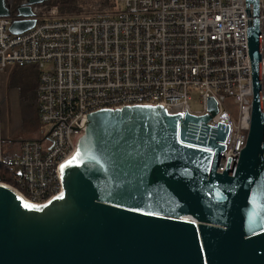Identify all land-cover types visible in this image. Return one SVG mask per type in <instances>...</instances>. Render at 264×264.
Wrapping results in <instances>:
<instances>
[{
  "label": "water",
  "instance_id": "water-1",
  "mask_svg": "<svg viewBox=\"0 0 264 264\" xmlns=\"http://www.w3.org/2000/svg\"><path fill=\"white\" fill-rule=\"evenodd\" d=\"M28 0L11 33L34 26ZM252 101L235 170L216 171L227 128L161 105L87 116L60 167L62 192L39 205L0 183V264H264V108L259 0H245ZM29 205L26 207L25 205Z\"/></svg>",
  "mask_w": 264,
  "mask_h": 264
},
{
  "label": "built area",
  "instance_id": "built-area-1",
  "mask_svg": "<svg viewBox=\"0 0 264 264\" xmlns=\"http://www.w3.org/2000/svg\"><path fill=\"white\" fill-rule=\"evenodd\" d=\"M115 4L113 12L84 15H61L56 6L31 4L36 22L18 34L9 30L11 15L0 17V71L10 64L37 68V116L48 127L45 137L20 142L18 154L8 158L17 185L0 180L31 204L62 192L60 167L75 153L88 114L100 109L161 105L169 114L203 115L213 98L217 111L207 125L228 131L216 171L236 168L253 93L252 16L245 0ZM258 19L264 108V0H259ZM193 90L200 111L190 109Z\"/></svg>",
  "mask_w": 264,
  "mask_h": 264
},
{
  "label": "rangeland",
  "instance_id": "rangeland-1",
  "mask_svg": "<svg viewBox=\"0 0 264 264\" xmlns=\"http://www.w3.org/2000/svg\"><path fill=\"white\" fill-rule=\"evenodd\" d=\"M69 14V15H84ZM36 74L35 69L31 66L10 65L4 72L0 74V115L8 121L10 130L19 131V135H23L22 130L29 129V119L33 116L35 106V97L33 94ZM191 100L189 106L192 111L202 110L198 93L196 90L190 92ZM23 118L22 125L17 124L15 120L20 121ZM12 120V121H11ZM35 127V126H34ZM40 137H45L48 127L41 124L36 125ZM17 141L20 139L17 138Z\"/></svg>",
  "mask_w": 264,
  "mask_h": 264
},
{
  "label": "trees",
  "instance_id": "trees-1",
  "mask_svg": "<svg viewBox=\"0 0 264 264\" xmlns=\"http://www.w3.org/2000/svg\"><path fill=\"white\" fill-rule=\"evenodd\" d=\"M21 0H6L8 4L11 2V9L15 8ZM41 4L47 6H56L59 14H104L113 12L115 9V0H46ZM11 16L17 18L15 12H12ZM39 139V138H38ZM8 158H2L0 161V180L11 186H16V177L13 167L7 162Z\"/></svg>",
  "mask_w": 264,
  "mask_h": 264
},
{
  "label": "crops",
  "instance_id": "crops-1",
  "mask_svg": "<svg viewBox=\"0 0 264 264\" xmlns=\"http://www.w3.org/2000/svg\"><path fill=\"white\" fill-rule=\"evenodd\" d=\"M10 65H18V64H10ZM10 65H7L6 68ZM21 66H31V68L35 69L36 74L34 75L35 83H34V89L33 91L34 97H35V106L33 109V116L31 119H29V129L28 130H22L23 135H19V131L10 130L8 128V120H5L3 116L0 115V156L2 158H11L18 154L19 152V145L20 142L24 140H31V139H38L40 138V134L38 132V127L36 125H40L38 116H37V82H38V70L33 65H21ZM5 68V69H6ZM4 69V70H5ZM4 70L0 71V74L4 72ZM20 119V118H19ZM20 119L19 123L17 120V124L22 125V120ZM12 121V120H11ZM35 126V127H34ZM19 138L20 140L17 141L16 139Z\"/></svg>",
  "mask_w": 264,
  "mask_h": 264
},
{
  "label": "snow or ice",
  "instance_id": "snow-or-ice-1",
  "mask_svg": "<svg viewBox=\"0 0 264 264\" xmlns=\"http://www.w3.org/2000/svg\"><path fill=\"white\" fill-rule=\"evenodd\" d=\"M25 206L28 207L29 205L26 204Z\"/></svg>",
  "mask_w": 264,
  "mask_h": 264
}]
</instances>
